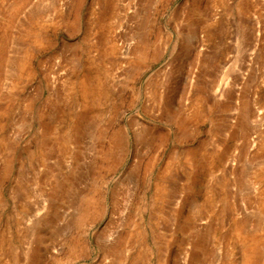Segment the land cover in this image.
I'll use <instances>...</instances> for the list:
<instances>
[{
	"label": "rangeland",
	"instance_id": "374dc122",
	"mask_svg": "<svg viewBox=\"0 0 264 264\" xmlns=\"http://www.w3.org/2000/svg\"><path fill=\"white\" fill-rule=\"evenodd\" d=\"M263 135L264 0H0V264H264Z\"/></svg>",
	"mask_w": 264,
	"mask_h": 264
},
{
	"label": "bare ground",
	"instance_id": "6f19581e",
	"mask_svg": "<svg viewBox=\"0 0 264 264\" xmlns=\"http://www.w3.org/2000/svg\"><path fill=\"white\" fill-rule=\"evenodd\" d=\"M100 4H102L101 8L103 7L102 9H103L104 15H107V14L109 15L108 7H109L110 4H108V5H105V3H100ZM97 21L99 23H102L100 16L97 17ZM80 83L82 85V88L80 87V90H81V96L83 97L82 98L83 101L85 103H87V101L89 99H91V98H95L96 99L97 92L99 91V89H97V87H94V85H93L94 83L90 82V80L86 76H82L81 77V82ZM99 83H100V81L97 82V84H99ZM242 110H245V107ZM89 112L90 111L87 109V105H85L84 108H83V111L79 115L80 117H78V118H80V120H79V122H81L80 125L79 124H72V128H71L72 132L71 133H74L73 135L76 134L75 136H77L81 132V129L83 128L82 127V122H85L84 120L81 121V119H83V117H81V115L89 114ZM249 117H250V113L249 112H245V111L242 112V116L240 118V123L239 124L243 125L244 124L243 121H245V119L248 120ZM77 123H78V121H77ZM257 146H258V150L260 152H264V135L260 138V141L257 143ZM163 181L164 180L161 181V178L158 180V183L156 184V187H157L156 188V194H157L158 197L162 198V200H165V199H168L171 195H173V193L170 194L169 188H166L165 186H163L164 185ZM255 202L258 204V208L261 210V212H264V187L260 190L258 196H256ZM190 226H191V222L189 220H183L179 224V228L180 229L187 228V227H190ZM213 226L214 225L212 223L208 224V230L213 228ZM234 230H235V236L238 237L239 240L241 239L242 240V244H244V259H242V264H255L256 263L255 262V258L256 257H255V254H254V250H255L256 247L260 246L259 243L261 242V238L258 235L254 234V233L248 235L246 233V230H245V223H243V222L234 223ZM196 233L197 234H195L193 236V238H194V246L201 247V253L202 254H204V253L206 254V252H207L206 248L207 247L205 248V246H206L205 242L206 241L204 239V237H206V236H204L203 232H196ZM207 234H208V236L210 235L209 232ZM194 248H197V247H194ZM196 256H197V254L196 255L193 254V257H191V258H193V260H195ZM224 264H233V263L230 260H227V261H225Z\"/></svg>",
	"mask_w": 264,
	"mask_h": 264
}]
</instances>
